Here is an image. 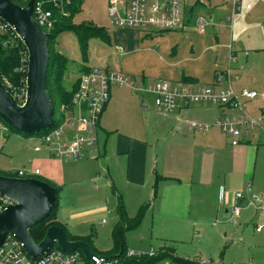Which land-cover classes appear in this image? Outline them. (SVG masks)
Here are the masks:
<instances>
[{
	"label": "crops",
	"instance_id": "0c3cea01",
	"mask_svg": "<svg viewBox=\"0 0 264 264\" xmlns=\"http://www.w3.org/2000/svg\"><path fill=\"white\" fill-rule=\"evenodd\" d=\"M240 1L242 2V0ZM225 2L228 3L227 0ZM199 3L201 0H192V3L189 4L185 0V8L186 10L188 8L189 13L185 12L184 27L177 32L184 31L190 22L187 20V14H191ZM246 5L249 4L246 3ZM251 10L252 7L245 10L248 11L247 17L252 14L249 12ZM210 21L212 22V19ZM111 27L113 30L112 35L109 36V46H113L114 51L121 53L123 57L138 52L143 39L155 37L152 35L155 33H143L142 35L141 32L122 31L115 29L112 25ZM104 28L109 32L106 27ZM234 45L236 49H234ZM84 66V69L93 68L87 62ZM82 69L80 66L81 73ZM217 73L229 74L230 84L237 92L250 90L264 95V33L263 36L233 38L227 55L226 68L214 70L212 82ZM184 78H189L188 82L198 83V79L185 75L182 71L179 82H184ZM77 79L73 81L71 89ZM137 80L136 83L139 85L150 84L145 78ZM129 93L131 92L127 87L111 89L109 102L101 115L97 128V145L99 131H104L105 139L102 146L98 147V154L95 157H88L87 160L84 158V161L80 159L65 160L68 162H64V159L52 158L45 149L35 151L34 149L40 146L38 142L32 149L35 157L27 162L31 167L29 170L39 169L40 175L38 176L56 187L58 195L68 185L75 187L73 202L91 198L93 213L103 214L101 200L96 199L97 193H89L87 186L96 184V180L101 175L98 170L101 168L104 177L107 178L104 187L110 185L116 198L117 220L115 225L118 222L119 199L128 216L131 214L134 217L132 211L137 213L142 205L150 203L149 212L153 217V225H157V220L159 225L165 227L171 224L186 228L188 225L196 227L200 222L199 218L208 210L214 217L221 219V216H224L229 219L235 194L239 193L241 196L238 198L237 204L241 211L236 224H239L241 228L248 223L253 225L255 235L252 237V246L247 251L251 250L250 252L256 255L253 257L252 264H264V212L257 208L264 207V136L254 130L249 136L244 137L239 145L232 146L231 139L213 126L214 121L221 115V110L210 104L199 103L166 116L161 115L167 119L168 124H172L171 132L168 137H165L161 150H159L160 133L164 131L162 129H165L167 123L157 129L159 137H156V133L153 132L155 137L153 144L145 132L144 138L135 137L133 133L139 131L133 130L128 125L126 126L128 134L124 136L126 140H121L118 146L113 138L112 129L109 127L110 115L114 116L119 111L128 113L126 109L134 110L138 116L141 113L138 107L139 100L135 94L131 93L132 96H130ZM138 93L143 94L142 92ZM124 103L128 106L124 107ZM141 104L145 105L142 107L143 109H148L146 102L141 101ZM245 107L253 117H262L264 125V98L259 96L246 102ZM156 113L159 117L160 114L157 111ZM228 114L239 115L237 110L228 111ZM191 122L212 127L207 131H193L190 129ZM21 169L24 168L21 167L18 170ZM120 171L125 172V180L119 177L122 173ZM94 176L95 180L92 179ZM98 187L99 185H96L95 190H98ZM155 187L156 196L153 198ZM221 189L224 190L223 198L220 196ZM69 193L71 192L69 191ZM193 205L198 212L197 222L191 220ZM78 211L81 209H74L70 214L75 216ZM226 211H228V216L225 215ZM58 223L70 236L83 238L81 235L70 232L71 226L65 221ZM102 223H106L104 218L101 219ZM259 227L261 229L257 231ZM250 229V227H246L243 230L241 235L243 240L248 239L247 234ZM257 235L260 238V244H255L254 237ZM163 247L168 248L169 244L162 243L151 250ZM175 256L177 255L175 254ZM196 258L202 257L194 256L183 259Z\"/></svg>",
	"mask_w": 264,
	"mask_h": 264
},
{
	"label": "rangeland",
	"instance_id": "374dc122",
	"mask_svg": "<svg viewBox=\"0 0 264 264\" xmlns=\"http://www.w3.org/2000/svg\"><path fill=\"white\" fill-rule=\"evenodd\" d=\"M186 1L188 4L192 3V0ZM241 3V10L233 15L232 21H228L227 18L232 16V10L230 4L225 0H201V3L194 7L191 14H187V20L190 22L183 32L152 34L155 37L143 39L144 41L140 45L141 49L128 57H123L121 53L114 51L113 46L92 39L89 41L87 63L97 69L108 67L113 71H121L125 78L135 82L138 81V78H145L150 84L158 81L179 82L181 73L184 71L185 75L198 79V83H183L191 86L211 85L214 70L226 68L227 55L233 38L263 36L264 0H242ZM245 5L252 7V10L249 11L252 14L249 17L246 16L248 11H245ZM187 11H189L188 8ZM81 22L99 27L104 26L109 30V36L112 35L113 28L107 14L106 0H82L80 13L74 17V23ZM201 28L204 30L203 33L200 32ZM141 33L143 35L144 32ZM55 48L69 60L62 83L64 89L69 91L73 81L81 75L80 65L83 62L75 34L72 32L59 34ZM234 49H236L235 45ZM129 94L132 96L131 93ZM135 96L139 100L138 107L141 110L139 116L134 110L126 109L128 113L119 111L114 116L110 115L108 119L113 138L118 146L121 140H126L124 136L128 134L126 131L128 125L133 130L139 131L133 133L135 137L144 138L145 132L153 144L155 141L153 132L156 133V137H159L157 129L167 123L165 117L161 115L158 117L156 113L154 95L137 93ZM15 98L19 105L25 102V99ZM141 101L147 103L148 109L142 108ZM123 105L124 107L128 106L126 103ZM67 106L63 107L67 108ZM171 128L172 124L167 123L165 129H162L164 131L160 133L159 150L162 148L165 137L169 136ZM103 132L102 130L98 133L96 155L98 147L104 143L105 133ZM42 134L43 132L34 135L15 133L0 121V175L17 174V170L21 167L26 172L31 171L27 162L35 157L32 149L38 144ZM65 160L74 159H64V162H68ZM98 171L101 175L96 180V184L87 186L89 193H97L96 199H100L102 202L103 214L93 213L91 198L73 202L76 188L68 185L58 195V208L55 211V217L57 221H65L69 224L70 232L90 240L88 242L93 252L105 254L111 251L113 245L112 230L117 220L116 198L110 185L104 187L107 178L104 177L103 170L99 168ZM32 177L44 180L40 176ZM119 177L125 180V172H122ZM92 179L95 180L96 177L94 176ZM96 185H99L98 190L94 188ZM101 194L103 195L101 196ZM79 208L81 211H78L75 216L70 214L72 210ZM131 213L135 216L136 212L132 211ZM191 214V220L197 222L198 212L194 205ZM221 217L220 219L212 216L208 210L199 218L200 222L196 227L188 225L185 228L171 224L172 227L170 225L165 227L158 224L157 218L154 219L157 225H153V217L148 209L141 224L137 228L125 232L126 249L134 253L148 254L153 251L152 248L166 243L181 258L202 257L212 261L213 264H252L253 257L256 255L247 249L252 246L255 228L250 223L241 228L239 224L233 225L228 218ZM102 218L105 219V224H101ZM236 223H238V218H236ZM246 227L251 229L247 234L248 239L243 240L241 235ZM254 238L255 244H260L259 236ZM154 251H158V249ZM79 260L78 264H90L83 255Z\"/></svg>",
	"mask_w": 264,
	"mask_h": 264
},
{
	"label": "built area",
	"instance_id": "2783aa9c",
	"mask_svg": "<svg viewBox=\"0 0 264 264\" xmlns=\"http://www.w3.org/2000/svg\"><path fill=\"white\" fill-rule=\"evenodd\" d=\"M30 0H16V5L24 7ZM32 19L44 33L52 30L56 23V16L67 17L65 6L70 5V0H32ZM231 6L232 16L227 18L232 21L233 15L241 10L240 0H227ZM184 0H107V14L111 25L122 31L144 32L145 34L178 31L184 25L183 13ZM246 6V9H249ZM201 24V21H199ZM0 31L10 33L18 37L14 27L0 19ZM203 33V28L200 29ZM19 38V37H18ZM20 39V38H19ZM21 40V39H20ZM26 59V71H27ZM77 87L64 115L58 126L43 132L40 137V146L34 150L45 149L54 158L80 160L95 157L97 153V128L101 115L109 102L110 92L115 87H127L132 94L138 92L150 93L155 96V107L158 114L166 116L178 110H184L192 105L205 103L218 107L221 115L214 121L213 126L222 134L231 139V145H239L244 137L256 130L264 136V125L262 117H253L245 107V103L264 98L255 91L241 90L237 92L230 84L229 74L217 73L213 83L208 86H191L183 82L168 83L158 81L145 86L125 78L121 72L106 68H92L88 73H81L77 79ZM8 88L9 83L4 82ZM2 83L5 87V84ZM7 90V89H6ZM9 92V91H8ZM10 93V92H9ZM11 94V93H10ZM12 95V94H11ZM25 88L13 96L25 99ZM16 100V98H15ZM21 105V104H20ZM237 110L239 115H229L228 111ZM209 125L196 122L190 123L193 131H207ZM17 178H35L40 175L39 169L26 172L18 170ZM224 190L221 189V198ZM240 194H235L231 206L229 220L236 225V218L240 215V207L237 204ZM1 198L0 212L11 202ZM264 212V207H257ZM104 222V221H103ZM261 227L257 228L260 231ZM79 251H63L57 245L47 251L42 257L33 259L24 250L14 235L8 234L0 246V264H76L81 256ZM157 251L148 254L127 252V257H154ZM90 264H113L115 261H106L104 257L94 255ZM160 264H213L210 260L203 258L187 259L185 263L164 260Z\"/></svg>",
	"mask_w": 264,
	"mask_h": 264
},
{
	"label": "water",
	"instance_id": "95a60500",
	"mask_svg": "<svg viewBox=\"0 0 264 264\" xmlns=\"http://www.w3.org/2000/svg\"><path fill=\"white\" fill-rule=\"evenodd\" d=\"M32 10V0L24 7L11 0H0V19L14 27L28 53L25 102L19 105L0 81V120L13 132L23 135L44 132L55 125L52 102L45 86L50 34L44 33L34 22ZM0 197L11 202L0 212V246L11 234L33 259L42 257L55 245L63 251H79L89 261L95 255L85 242L70 241L58 226L48 228L38 244L32 239L29 230L49 218L55 208L56 190L48 183L38 178L0 175ZM225 215L228 216V211ZM120 256L118 253L104 258L116 261Z\"/></svg>",
	"mask_w": 264,
	"mask_h": 264
},
{
	"label": "trees",
	"instance_id": "16d2710c",
	"mask_svg": "<svg viewBox=\"0 0 264 264\" xmlns=\"http://www.w3.org/2000/svg\"><path fill=\"white\" fill-rule=\"evenodd\" d=\"M36 1V0H34ZM70 5L65 6V9L68 12L67 17L57 16V13L53 10L54 15L56 16V23L54 24L52 30L48 33L50 34L48 40V67H47V75H46V90L49 94L50 100L52 102L53 109V119L55 122V126H58L64 115V107L70 104L71 99L73 97L74 91L77 87V82L73 85L72 89L69 91L65 90L62 83L64 80V75L68 69L69 60L62 55L60 52L55 50V42L59 34L64 32H72L75 34L78 45L80 48V52L82 55V64L80 65L82 69V73H88L91 69H84L85 63L87 62L86 56L88 53L89 41L92 39L100 40L104 43H110V37L108 32L104 27L95 26L90 23L81 22L79 24L74 23V17L80 13L82 0H70ZM13 3H17L16 0H11ZM185 3V0H184ZM185 4H183V13L185 17V12H188L185 8ZM184 27V25H183ZM183 27L181 29H183ZM179 29V30H181ZM166 33V32H163ZM28 57L27 50L23 45L22 41L15 36L10 35V33H3L0 31V81L4 83L5 81L9 83L10 88H8L5 84V88L9 91L13 96L19 94L25 88L26 81V59ZM184 82L187 83L190 81L189 78H184ZM1 121V120H0ZM11 130V129H10ZM7 177H17V174L14 175H3ZM42 180V179H40ZM52 187H54L49 182L42 180ZM56 190V203L55 208L53 209L49 218L44 220L43 222L33 226L29 233L34 240L35 243H39L45 236L46 231L51 226H58L64 230L61 224L56 221L55 211L58 208V189L54 187ZM156 196V187L154 188L153 198ZM1 198H0V206H1ZM150 207V203H146L142 205L136 215L134 217H129L122 201L118 200V222L112 230V249L109 253L100 254L95 253L90 247V244L87 238H74L70 236L65 230L67 238L70 241H83L85 242L90 250L97 256H111L121 253L119 259L116 260V264H157L164 260L171 259L173 261H177L180 263H185L187 259L179 258L175 256L174 250L172 248H160L157 251V255L154 257H127V249H126V239L125 232L137 228Z\"/></svg>",
	"mask_w": 264,
	"mask_h": 264
}]
</instances>
